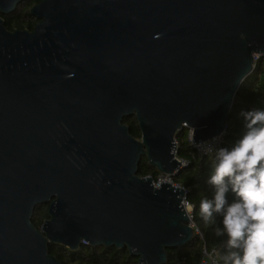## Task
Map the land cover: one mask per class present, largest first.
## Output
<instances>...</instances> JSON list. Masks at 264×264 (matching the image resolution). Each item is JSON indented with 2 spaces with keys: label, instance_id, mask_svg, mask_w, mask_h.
Instances as JSON below:
<instances>
[{
  "label": "water",
  "instance_id": "water-1",
  "mask_svg": "<svg viewBox=\"0 0 264 264\" xmlns=\"http://www.w3.org/2000/svg\"><path fill=\"white\" fill-rule=\"evenodd\" d=\"M23 1L0 0V264H62L49 244L82 242L165 264L195 235L186 190L139 164L178 176V131L225 133L264 54V0H40L33 30L7 29Z\"/></svg>",
  "mask_w": 264,
  "mask_h": 264
},
{
  "label": "trees",
  "instance_id": "trees-1",
  "mask_svg": "<svg viewBox=\"0 0 264 264\" xmlns=\"http://www.w3.org/2000/svg\"><path fill=\"white\" fill-rule=\"evenodd\" d=\"M40 0H25L17 5L15 11L4 15L5 26L9 30L29 29L33 30L37 18L31 15V7ZM264 108V55L255 61L254 70L243 80L235 95L230 109L227 128L224 133L222 146L231 147L233 142L243 131V121L239 115L242 110ZM123 122L129 126L130 133L136 138H141V129L135 115L124 118ZM176 156L181 160H187L178 176L172 177L175 185L186 190V201L192 208V219L195 223V235L192 241L180 248H172L167 251L165 264H200L205 258V252L218 251L217 260L224 264L223 256L227 255V235H218L217 229H222V216L214 214L213 221L205 222L199 213V202L203 197L211 199L214 189L207 183L211 172L212 156L199 157L189 139V130L184 127L176 134ZM156 167L150 165L148 159L143 156L138 168L140 177L152 176L154 180L159 176ZM235 198L229 191V202ZM48 204L37 205L34 209L32 222L37 228L50 218ZM49 252L56 256L62 264H140L138 257L132 256L127 248L115 246H92L82 242L78 249L72 250L58 243L49 244Z\"/></svg>",
  "mask_w": 264,
  "mask_h": 264
},
{
  "label": "clouds",
  "instance_id": "clouds-1",
  "mask_svg": "<svg viewBox=\"0 0 264 264\" xmlns=\"http://www.w3.org/2000/svg\"><path fill=\"white\" fill-rule=\"evenodd\" d=\"M239 115L243 131L232 146L204 151L212 153L207 183L214 194L200 199L199 213L205 222L213 221L214 214L222 216L217 234L228 237L224 264H264V108L242 110ZM229 191L235 196L232 202L227 199ZM182 207L190 215L192 204L185 200Z\"/></svg>",
  "mask_w": 264,
  "mask_h": 264
},
{
  "label": "built area",
  "instance_id": "built-area-1",
  "mask_svg": "<svg viewBox=\"0 0 264 264\" xmlns=\"http://www.w3.org/2000/svg\"><path fill=\"white\" fill-rule=\"evenodd\" d=\"M264 55V54H263ZM262 54H256L254 56V59L255 61L260 57V56H263ZM186 128H188L187 126H185ZM189 130V139L191 141V145L193 146L194 150H195V154L199 157H203V156H212V153L209 152L208 155H204V151L207 149V148H215V147H220L222 146V143H223V139H224V134H221V135H217L215 136L216 137V140H213L214 137L206 140V141H203V142H199V143H194L193 140H192V137H191V128H188ZM213 140V141H212ZM204 142H211L209 145H203L201 146ZM176 147H177V142H176V145H175V154H176ZM177 157V156H176ZM178 158V157H177ZM179 159V158H178ZM184 166H186L188 164V161L187 160H181L179 159ZM163 180H166L172 184L173 181H172V177H170L169 175H166V174H163V173H160L159 176L157 177L156 180L153 181V184L155 187L159 186L161 184V182ZM175 185V184H174ZM189 224L190 226H192L194 229H195V223L193 222V219H192V211L189 215ZM208 254L212 259V263L211 264H223V263H220L218 260H217V255H218V251L216 250H213L212 252L208 253L207 251L205 252V255ZM204 262V261H203ZM205 263V262H204ZM206 264V263H205Z\"/></svg>",
  "mask_w": 264,
  "mask_h": 264
},
{
  "label": "rangeland",
  "instance_id": "rangeland-1",
  "mask_svg": "<svg viewBox=\"0 0 264 264\" xmlns=\"http://www.w3.org/2000/svg\"><path fill=\"white\" fill-rule=\"evenodd\" d=\"M203 261H204L206 264H211L212 261H213V259H212L208 254H206V255H205V258H204Z\"/></svg>",
  "mask_w": 264,
  "mask_h": 264
},
{
  "label": "bare ground",
  "instance_id": "bare-ground-1",
  "mask_svg": "<svg viewBox=\"0 0 264 264\" xmlns=\"http://www.w3.org/2000/svg\"><path fill=\"white\" fill-rule=\"evenodd\" d=\"M176 155V154H175Z\"/></svg>",
  "mask_w": 264,
  "mask_h": 264
},
{
  "label": "flooded vegetation",
  "instance_id": "flooded-vegetation-1",
  "mask_svg": "<svg viewBox=\"0 0 264 264\" xmlns=\"http://www.w3.org/2000/svg\"><path fill=\"white\" fill-rule=\"evenodd\" d=\"M4 16V15H3Z\"/></svg>",
  "mask_w": 264,
  "mask_h": 264
}]
</instances>
